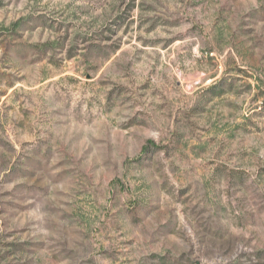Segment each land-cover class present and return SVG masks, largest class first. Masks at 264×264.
<instances>
[{"label": "rangeland", "instance_id": "374dc122", "mask_svg": "<svg viewBox=\"0 0 264 264\" xmlns=\"http://www.w3.org/2000/svg\"><path fill=\"white\" fill-rule=\"evenodd\" d=\"M0 264H264V0H0Z\"/></svg>", "mask_w": 264, "mask_h": 264}]
</instances>
